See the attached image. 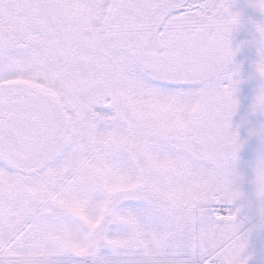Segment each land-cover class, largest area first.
<instances>
[{
	"label": "snow or ice",
	"instance_id": "1",
	"mask_svg": "<svg viewBox=\"0 0 264 264\" xmlns=\"http://www.w3.org/2000/svg\"><path fill=\"white\" fill-rule=\"evenodd\" d=\"M0 264H264V0H0Z\"/></svg>",
	"mask_w": 264,
	"mask_h": 264
}]
</instances>
